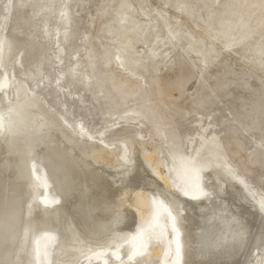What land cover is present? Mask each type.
Wrapping results in <instances>:
<instances>
[{"label":"rangeland","instance_id":"obj_1","mask_svg":"<svg viewBox=\"0 0 264 264\" xmlns=\"http://www.w3.org/2000/svg\"><path fill=\"white\" fill-rule=\"evenodd\" d=\"M9 123L12 141L34 130L32 178L50 203L62 198L54 232L33 240L34 261L50 264L70 222L82 234L106 232L120 190L100 168L127 167L136 152L170 188L145 183L146 217L117 245L80 249L72 264H183V234L197 223L186 212L178 221L180 201L205 195V174L225 170L264 213V0H0V167L14 147L3 141ZM34 196L32 217L47 210ZM22 242L18 233L10 251ZM192 246L189 238L187 254Z\"/></svg>","mask_w":264,"mask_h":264},{"label":"bare ground","instance_id":"obj_2","mask_svg":"<svg viewBox=\"0 0 264 264\" xmlns=\"http://www.w3.org/2000/svg\"><path fill=\"white\" fill-rule=\"evenodd\" d=\"M223 32L226 33L225 29ZM31 102L34 103L33 100ZM10 113L11 111L8 116ZM25 117L21 118L22 122H26ZM7 127L6 131L9 133L3 141H6L5 144L9 148L14 147L10 149L13 151L7 154L0 167V240L4 238V242L7 243L2 260L5 264H14L15 261L22 259L24 264H38L30 256L33 240L40 234L54 232L55 225L53 224L59 218L58 213L61 215L60 205L56 204V201L59 202L62 198L55 194L58 198H53L54 202L50 203L47 197L49 194H46L48 187L40 183L36 184L32 178L28 161L34 160L31 153L35 152L36 142L31 140L29 133L34 130L31 128L21 137L22 139L14 137L12 141L9 136L17 134V125L9 123ZM81 152L94 155L92 149H83ZM35 153L38 154L37 151ZM133 154L138 155V160H134L135 162L133 161L132 164L120 170L110 171L104 166L100 168L102 176L106 173V176L102 178L110 185H117L120 190L115 205L117 211L104 224L106 232L100 235L82 234L74 223L70 222L72 225L69 223L66 226L67 237L57 240L54 244L50 264H72L80 249L91 248L94 244L101 245L97 249H106L112 243L117 245V242H122L125 234L133 230L136 221L142 220L147 215L148 193L144 184L151 182L159 189L170 188L164 176L155 173L153 178L150 177L149 173L152 171L147 161L143 160L140 154L136 152ZM7 169L12 172V175L6 174ZM71 172L69 171V175L73 177L74 173ZM202 184L205 190L203 197L183 198L180 201L183 210L179 212L178 221L182 222L183 214L186 212L190 213L197 223V230L194 234L190 236L183 234V264H201L206 261H211V264H257L264 247V213L258 204H253L246 196L240 197L239 191L243 186L223 169L214 170L212 174H205ZM11 190L15 193L13 198L10 195ZM35 192L38 193L39 198L44 197L43 200L47 207L44 216L36 212L37 214L32 217L31 212L36 209L31 208L29 211L25 207L30 197L35 199ZM78 195L84 202L89 200L91 190L87 183H82ZM8 196H11V203L5 209L4 204ZM18 196L21 197L18 198ZM9 210L13 212L12 215L6 213ZM17 224H20L18 230ZM18 233L23 238V242L16 244L14 250L10 251L13 239L18 236ZM189 238H193V246L190 254H187L185 249H187ZM156 252L158 253V250ZM138 264L143 263L139 261Z\"/></svg>","mask_w":264,"mask_h":264}]
</instances>
